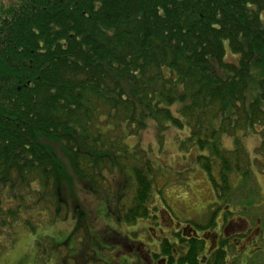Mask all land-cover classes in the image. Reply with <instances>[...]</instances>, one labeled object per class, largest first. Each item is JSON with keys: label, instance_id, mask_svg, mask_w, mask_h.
<instances>
[{"label": "trees", "instance_id": "1", "mask_svg": "<svg viewBox=\"0 0 264 264\" xmlns=\"http://www.w3.org/2000/svg\"><path fill=\"white\" fill-rule=\"evenodd\" d=\"M149 121L158 132L189 128L184 144L207 153L197 161L223 205H256L240 135H263L264 146V0L12 6L0 20V235L20 223L23 208L42 205L66 219L93 194L111 212L115 205L119 222L150 218L155 170L125 143ZM224 137L234 149L223 147ZM120 176L128 186L110 183ZM193 249L180 264H196ZM215 258L211 264H228L220 252Z\"/></svg>", "mask_w": 264, "mask_h": 264}, {"label": "rangeland", "instance_id": "2", "mask_svg": "<svg viewBox=\"0 0 264 264\" xmlns=\"http://www.w3.org/2000/svg\"><path fill=\"white\" fill-rule=\"evenodd\" d=\"M13 1L16 0H11ZM170 109L174 116H179V105ZM261 131L258 129V132ZM189 133L188 127L177 129L172 126L164 132H158L156 123L149 121L143 133L125 140L130 150L139 152V156H145L155 170L152 199L147 204L151 211L150 218L140 219L132 224L119 222L113 213L115 205H111V212L104 200L94 194L86 195L81 213L69 207L66 219L65 214L56 218L44 206L32 205L30 209L23 208L19 224L0 235V264H74L75 260L81 263L89 259V264H131L136 254L139 257L137 264H142L145 260L143 252L149 247L145 248L141 244L155 243L151 238L157 243L169 239L172 221L185 223L192 220L205 225L212 210L210 206L217 205L219 201L209 174L197 161L198 156L207 153L188 146V143L184 144ZM262 136L251 133L247 137L240 135V138L252 162L253 177L248 179V185L252 188L250 199L255 197L254 203L264 209ZM222 142L227 150L235 147L231 138L224 137ZM49 146L67 168L59 145L50 143ZM215 170L217 174L218 168ZM128 181L129 178L124 176L110 178V183L118 188L128 186ZM256 183L261 192L252 187ZM68 191L77 194L75 189ZM245 191L244 193L249 192ZM129 203V200H123L124 205L128 206ZM258 211L264 217V211ZM30 219H33L32 226L26 224ZM155 235L159 237L156 239ZM126 246L130 247L126 254L128 256L122 257L119 252Z\"/></svg>", "mask_w": 264, "mask_h": 264}, {"label": "flooded vegetation", "instance_id": "3", "mask_svg": "<svg viewBox=\"0 0 264 264\" xmlns=\"http://www.w3.org/2000/svg\"><path fill=\"white\" fill-rule=\"evenodd\" d=\"M21 4L16 0H0V20H5L12 6ZM217 196V195H216ZM219 201V200H218ZM240 207L234 204L223 205L221 201L214 204L208 214L205 225L189 220L185 223L172 221L169 239L163 243L153 242L150 245L141 244L148 248L142 264H180L181 258L193 252V246L198 244L199 253L196 254V264H211L215 255L220 252L225 262L232 264H264V217L257 207ZM156 232V230H155ZM164 234V231H161ZM156 239L159 236H156ZM166 247H164V245ZM132 250V248L130 249ZM139 261L137 254L133 263ZM142 261V260H141Z\"/></svg>", "mask_w": 264, "mask_h": 264}]
</instances>
